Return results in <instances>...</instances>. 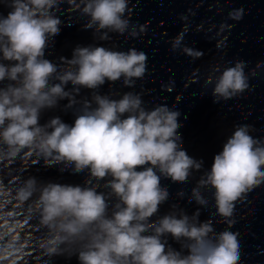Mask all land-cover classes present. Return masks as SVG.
<instances>
[{"label": "clouds", "instance_id": "9594fccd", "mask_svg": "<svg viewBox=\"0 0 264 264\" xmlns=\"http://www.w3.org/2000/svg\"><path fill=\"white\" fill-rule=\"evenodd\" d=\"M129 2L0 0L11 9L6 16L0 15V156L15 157L28 149V155H35L33 163L42 159L48 167L60 165L61 172L71 168L73 173L87 170L89 175L83 187L49 182L38 188L34 177L24 181L20 189L24 199L39 193L34 213L38 228L47 230L42 255L75 251L80 264H241L240 233L229 230L236 223L235 205L264 185V139L250 134L254 128L235 127L189 197V203L206 207L201 189H214L216 215L228 226L225 230L217 232L211 219L200 221L199 210L189 216L182 209L177 211L175 204L171 212L151 221L170 197L161 178L186 183L193 170L203 168V161L182 148L181 113L175 105L149 109L140 93L129 91L114 99L96 91L106 81L121 79L125 87H134L135 80L147 72V54L135 47L120 51L78 45L72 57H61L59 64L45 58L50 41L60 34L62 21L56 12L63 4L87 17L83 28L100 33V40L108 39L109 32L139 38L148 23L138 30L130 23ZM244 14L243 8L233 9L228 19L240 21ZM180 19L185 25L171 40V50L179 49L193 60L201 58L203 52L183 45L189 17ZM231 28V24L219 25L218 49L226 47L228 37L221 34ZM246 67L243 60L212 67L203 86L212 85L214 103L250 90ZM260 67L257 63L256 68ZM256 75L254 68L251 76ZM195 76L194 71L188 80ZM173 87L174 81L164 86L167 91ZM82 88L92 90L91 99L77 100ZM180 99L178 95L176 100ZM62 100L68 101L66 109L80 106L74 123L69 125L57 116L41 125V112L56 108ZM107 177L111 179L102 187L110 191L98 192L99 182ZM177 195L183 198L184 193ZM112 197L116 202L110 205ZM169 234L181 243V251L163 239Z\"/></svg>", "mask_w": 264, "mask_h": 264}]
</instances>
